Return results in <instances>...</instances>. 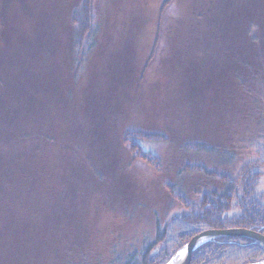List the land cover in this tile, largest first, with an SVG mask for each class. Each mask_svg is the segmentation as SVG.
I'll list each match as a JSON object with an SVG mask.
<instances>
[{"label":"rangeland","instance_id":"obj_1","mask_svg":"<svg viewBox=\"0 0 264 264\" xmlns=\"http://www.w3.org/2000/svg\"><path fill=\"white\" fill-rule=\"evenodd\" d=\"M80 1L0 0V22L18 29L33 49L39 44L51 49L46 42L56 46L54 68L45 75L67 88V101L74 99V105L70 109L68 104L55 127L50 124L46 130L53 134L50 133L54 145L44 146L42 158L52 164L60 157L63 171L70 175L68 180L77 173L78 181L88 179L92 183L81 189L86 193L82 197L90 224V250L120 264L129 255H139L154 240L157 227L182 211L177 201L182 192L187 194L195 186L200 189L201 185H218L202 173L185 169L204 166L215 174L235 175L245 162L255 158V148L251 146L262 143L264 135L260 132L264 127V78L258 86L244 84L245 91L242 82L234 78L227 88L224 85L228 79L218 63L213 68L214 80L207 77V90L200 91L209 100V111H193L192 119L187 117L191 109L179 100L180 91L184 94L190 81L180 69L185 59L179 56L185 51L180 52V43L175 47L168 43L167 32L190 13L191 0H93L97 24L94 43L74 76L79 60L75 64L71 58L70 14ZM260 40L264 44V38ZM13 45L9 38L6 42L0 36L1 60L4 54L14 51ZM250 48L247 45L252 51ZM168 57L173 58V71L165 62ZM23 60L27 62L25 73L31 72L28 63L36 68L32 75H43L47 70L44 65L34 66L29 57ZM22 77L16 84L17 79L0 74L2 81L13 85L11 91L23 83L28 90L34 89L35 85L29 84L31 77ZM4 90L0 87V127L5 126L0 130V144L6 146L15 140L9 135L28 131L31 121L15 115L13 120V106L9 105L12 92L4 96ZM31 118L34 119L33 111ZM38 128L37 132L42 127ZM127 130L165 137L162 142L139 140L141 150L160 159V170L133 159L123 142ZM195 143L215 147L217 153H193L183 147ZM96 170L101 173L100 180H95ZM66 175L60 177L57 172L54 179H66ZM194 195L197 193L188 200Z\"/></svg>","mask_w":264,"mask_h":264},{"label":"trees","instance_id":"obj_2","mask_svg":"<svg viewBox=\"0 0 264 264\" xmlns=\"http://www.w3.org/2000/svg\"><path fill=\"white\" fill-rule=\"evenodd\" d=\"M95 18L93 0H81L72 8L70 52L72 62L76 64L79 60L74 76L84 60L85 52L94 43L97 30ZM260 18L262 22H259ZM5 24L0 22V36L6 42L9 38L11 45L14 43V51L0 59V74L17 79L16 84L27 74V80L31 77L29 84L35 87L28 90L23 83L21 86L15 85V90L11 91L13 85L0 79V87L6 90L4 96L10 91L13 93L12 104L9 105L13 106L14 113L10 116L13 120L15 116L17 119L29 117L31 121L28 131L21 130L9 135L15 137L17 142L14 140L6 146L0 144V264H113V261L104 260L102 255L90 250V224L86 219L85 200L82 197L86 193L81 189L92 183L88 179L78 181L75 177L77 173H74L72 180H68L70 175L63 171L60 157L52 164L49 159L42 158L44 146L54 145L53 134L46 130L50 124L53 127L68 110V104L70 109L74 105V99L67 101V88L45 75L50 74L51 67L54 68L56 46L46 42L51 49L47 46L43 48L42 44H39L40 49H33L28 43L29 39L18 29ZM262 38L264 0H191L190 13L178 19L174 28L167 32L168 43L172 47L180 43V52L185 51L184 55L179 56L185 59L180 69L190 81L185 93L180 91L182 95H179V100L188 104L191 115L193 111L199 113L200 105L204 106L202 95L205 93L200 91L207 88V77L214 80L213 68L218 63L223 67L225 79H228L224 87L229 88L234 78L242 82L243 91L247 82L259 85L261 77L264 78ZM255 44L256 48L252 46ZM247 45L252 51L247 49ZM37 50L39 54H36ZM177 54L174 52V58ZM28 57L35 63L34 66L41 68L44 65L47 68L43 75H32L36 68L33 67V70L30 63L28 67L31 72L25 73L27 62L23 59ZM165 62L170 70L175 69L172 57ZM1 103L0 100V106ZM184 104L181 103L182 106ZM7 109L10 112L9 107ZM32 111L34 119L31 118ZM4 127H0V130ZM38 127L42 128L37 132ZM260 132L264 134V127ZM140 139L162 142L166 141L165 137L142 130H127L123 135V142L130 148L134 160L160 170V159L141 150ZM261 140L262 143L251 146L255 148V158L245 162L235 175L231 172L215 174V171L204 166L185 169L202 173L217 181L218 185H201L200 189L195 186L189 193L178 195L177 201L183 206L182 211L170 216L162 227H157L154 240L144 246L139 255H129L120 264H164L193 235L207 229L240 227L264 235V135ZM183 147L193 153H217L215 147L204 143L186 144ZM36 158H40L38 162ZM70 165H73L72 162ZM57 172L61 173L60 177L66 175V179L55 181ZM94 173L97 177L95 180H100L99 170ZM195 192L197 195L188 200ZM260 262L264 264V249L251 240L232 237L203 244L192 253L189 264Z\"/></svg>","mask_w":264,"mask_h":264},{"label":"water","instance_id":"obj_3","mask_svg":"<svg viewBox=\"0 0 264 264\" xmlns=\"http://www.w3.org/2000/svg\"><path fill=\"white\" fill-rule=\"evenodd\" d=\"M240 237L251 240L254 244L264 249V235L257 231L245 228L230 229H209L195 234L190 240L179 250H177L172 258L166 263L171 264L174 259L183 257L179 264H189L192 253L203 244L220 238ZM183 254V256H180Z\"/></svg>","mask_w":264,"mask_h":264},{"label":"bare ground","instance_id":"obj_4","mask_svg":"<svg viewBox=\"0 0 264 264\" xmlns=\"http://www.w3.org/2000/svg\"><path fill=\"white\" fill-rule=\"evenodd\" d=\"M204 90H207L206 88L204 89ZM202 95V94H201ZM202 98H203V100H204V102H205V105L204 106H201L200 105V109H199V111H202V109H203V111L204 110H208L209 108L208 107H210L209 106V100L207 99V97H205L204 95H202ZM209 111V110H208ZM205 112V111H204ZM202 114L203 113H200V115L202 116ZM187 117H189V118H191L192 119V117H193V115H189V116H187ZM180 256H183V254H181ZM182 259H183V257H178L177 259H174L172 262H171V264H179L181 261H182ZM260 264H263V262H260Z\"/></svg>","mask_w":264,"mask_h":264}]
</instances>
